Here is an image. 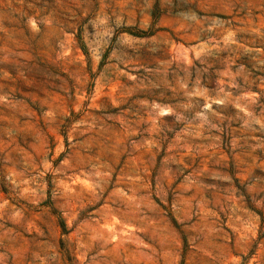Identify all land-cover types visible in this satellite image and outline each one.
I'll return each mask as SVG.
<instances>
[{
	"label": "rangeland",
	"instance_id": "1",
	"mask_svg": "<svg viewBox=\"0 0 264 264\" xmlns=\"http://www.w3.org/2000/svg\"><path fill=\"white\" fill-rule=\"evenodd\" d=\"M0 264H264V0H0Z\"/></svg>",
	"mask_w": 264,
	"mask_h": 264
},
{
	"label": "trees",
	"instance_id": "2",
	"mask_svg": "<svg viewBox=\"0 0 264 264\" xmlns=\"http://www.w3.org/2000/svg\"><path fill=\"white\" fill-rule=\"evenodd\" d=\"M58 222H59V226H60L61 229L64 231V229H65V224H64V222L62 221V219H61V218H58Z\"/></svg>",
	"mask_w": 264,
	"mask_h": 264
}]
</instances>
